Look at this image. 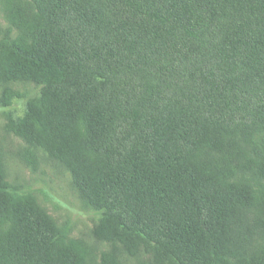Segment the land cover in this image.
Masks as SVG:
<instances>
[{"label": "trees", "instance_id": "trees-1", "mask_svg": "<svg viewBox=\"0 0 264 264\" xmlns=\"http://www.w3.org/2000/svg\"><path fill=\"white\" fill-rule=\"evenodd\" d=\"M25 4L0 72L41 95L11 125L65 164L98 236L155 264H264V0ZM69 232L0 165V264H86Z\"/></svg>", "mask_w": 264, "mask_h": 264}, {"label": "rangeland", "instance_id": "rangeland-1", "mask_svg": "<svg viewBox=\"0 0 264 264\" xmlns=\"http://www.w3.org/2000/svg\"><path fill=\"white\" fill-rule=\"evenodd\" d=\"M11 1H21L26 6V0H0V24L6 31L15 28L7 17ZM8 92L17 95L11 105H4ZM40 95L41 85L24 80L7 81L0 72V165L6 179L20 190L31 191L60 227L70 228L66 239L81 242L87 252L86 264H155L153 256L144 249L131 255L121 243L100 238L96 232L102 214L82 201L65 164L12 127L11 117L24 116L27 100Z\"/></svg>", "mask_w": 264, "mask_h": 264}]
</instances>
